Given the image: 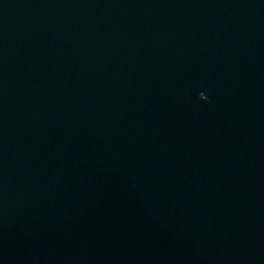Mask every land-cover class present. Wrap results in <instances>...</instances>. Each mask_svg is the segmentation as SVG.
<instances>
[{"label": "water", "instance_id": "water-1", "mask_svg": "<svg viewBox=\"0 0 264 264\" xmlns=\"http://www.w3.org/2000/svg\"><path fill=\"white\" fill-rule=\"evenodd\" d=\"M0 264H264V0H0Z\"/></svg>", "mask_w": 264, "mask_h": 264}, {"label": "clouds", "instance_id": "clouds-1", "mask_svg": "<svg viewBox=\"0 0 264 264\" xmlns=\"http://www.w3.org/2000/svg\"><path fill=\"white\" fill-rule=\"evenodd\" d=\"M205 94L204 93H200L199 96H200V99H201V96H204ZM208 100V97L206 96L204 101H207Z\"/></svg>", "mask_w": 264, "mask_h": 264}]
</instances>
